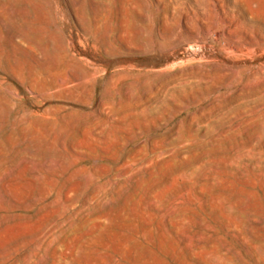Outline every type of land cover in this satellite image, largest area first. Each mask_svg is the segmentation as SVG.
I'll return each mask as SVG.
<instances>
[{
	"label": "rangeland",
	"instance_id": "1",
	"mask_svg": "<svg viewBox=\"0 0 264 264\" xmlns=\"http://www.w3.org/2000/svg\"><path fill=\"white\" fill-rule=\"evenodd\" d=\"M0 264H264V0H0Z\"/></svg>",
	"mask_w": 264,
	"mask_h": 264
}]
</instances>
